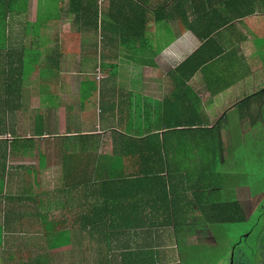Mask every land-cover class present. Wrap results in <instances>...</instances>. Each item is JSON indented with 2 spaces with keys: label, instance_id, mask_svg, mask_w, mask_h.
Here are the masks:
<instances>
[{
  "label": "crops",
  "instance_id": "obj_1",
  "mask_svg": "<svg viewBox=\"0 0 264 264\" xmlns=\"http://www.w3.org/2000/svg\"><path fill=\"white\" fill-rule=\"evenodd\" d=\"M262 26L264 0H0V264H183L179 248L210 243L209 227L229 224H202L204 211L237 202L215 142L208 161L193 147L169 162L179 223L149 204L133 210L154 182L128 196L131 217H159L153 235L91 225V205L122 165L114 135H163L188 118L213 136L227 115L249 118L243 104L264 91ZM203 43L214 59L186 81L178 68Z\"/></svg>",
  "mask_w": 264,
  "mask_h": 264
},
{
  "label": "trees",
  "instance_id": "obj_2",
  "mask_svg": "<svg viewBox=\"0 0 264 264\" xmlns=\"http://www.w3.org/2000/svg\"><path fill=\"white\" fill-rule=\"evenodd\" d=\"M78 14L81 16V10ZM169 18L171 16H168L167 13L163 18L158 20H167ZM185 20H187V17H185ZM184 24L189 27V23L185 22ZM205 36H200V39L203 40ZM203 47H205L204 43L201 48L190 55L178 68L179 72L188 69L186 81L194 76L200 68L208 66L214 59L203 56ZM116 75L117 73L114 70L107 74V76L112 78ZM261 92L262 90L258 93ZM6 93H8V89H6ZM222 123H224V119L219 120L217 124L220 126ZM198 124H201L198 120L185 118L184 121L165 123L164 126L167 130L163 135H148L144 137L120 135L118 138L114 135V143L118 144V147L120 146L119 155L122 167L120 166V169L116 168L113 174L108 175L106 182L99 185L101 193L98 203L96 196L95 203L91 205V208L96 210V213H93V217L90 216L91 225H102L107 222L112 227V230L113 228L116 230L114 235L121 239L135 236V234H139V230L145 228L151 231L148 234L153 235V229L156 227L155 224H158L155 220L159 219V217L152 215L151 217L144 218V216L139 217L136 215V218H133L131 217L133 214L130 213V204H128L130 203V198H128L130 193L140 195L145 190V187L153 182L151 193H155L152 194L146 203L142 199L135 200V203L131 204L133 210L139 207L140 204H143V206L149 204L148 208L154 210L152 212L163 211L169 212L163 214L173 215L169 218H163L164 224H175L176 220L178 221V218L174 216L175 201L170 199V196H175V193L170 183L172 182V178L176 176V172L174 169L172 172L169 162L177 160L179 154L191 157L192 154L190 152L193 150V147L206 161L210 158L208 154L214 152L212 131L210 130L211 132L209 133L208 129L200 128ZM179 126L181 129L178 128ZM215 141L220 143L219 137ZM178 145H182L183 148H178ZM182 150L185 153H180ZM133 163L137 164V167L130 171H125L126 167H131ZM197 169L201 173V168ZM197 169L195 168L194 170ZM164 173L166 175H163ZM164 176H167V178ZM117 212L119 214L114 216ZM204 213L206 215L201 218V223L208 225L241 224L244 218L238 202L213 206V209H208ZM134 221L135 223H133ZM109 235H112V231H110ZM246 238L248 236L243 235V239ZM155 255L158 257V254Z\"/></svg>",
  "mask_w": 264,
  "mask_h": 264
},
{
  "label": "rangeland",
  "instance_id": "obj_3",
  "mask_svg": "<svg viewBox=\"0 0 264 264\" xmlns=\"http://www.w3.org/2000/svg\"><path fill=\"white\" fill-rule=\"evenodd\" d=\"M254 65L257 79L264 80L263 49ZM254 78L253 74L252 81ZM247 107L249 118L245 122L235 111L227 115L228 128L222 123L213 135L217 154L226 161L220 165L224 166L220 176L225 181L226 196L239 202L243 222L209 227L210 243L199 240L190 248H179L183 264L192 257L200 264H216L217 259L229 255L233 264H240L241 258L248 264H264V91L252 96L245 114ZM218 137L220 143L215 141ZM243 235L248 238L244 240Z\"/></svg>",
  "mask_w": 264,
  "mask_h": 264
}]
</instances>
